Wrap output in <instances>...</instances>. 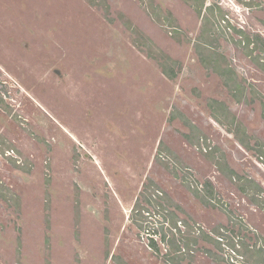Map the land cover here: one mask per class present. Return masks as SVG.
<instances>
[{
	"label": "flooded vegetation",
	"instance_id": "flooded-vegetation-1",
	"mask_svg": "<svg viewBox=\"0 0 264 264\" xmlns=\"http://www.w3.org/2000/svg\"><path fill=\"white\" fill-rule=\"evenodd\" d=\"M31 1L10 0L7 3L0 0L2 10L7 8L11 11L7 5L18 8L19 23H27L24 33L28 38L16 39L15 46H20L22 51L36 59L25 61L17 55L9 63L0 55V164H7V169L12 168V176L18 178L16 181L35 192L34 197L44 204L46 213L43 242L34 240V247L28 253H21V243L26 242L22 233L26 217L22 216L21 219L20 216L12 215L16 219L14 264H264V177L257 171L250 174L247 169L242 171V165L234 160L231 164L225 150L222 152L226 165L222 170L219 169L210 158L217 145H213L207 139L204 129L182 110L181 97L192 103L203 102L204 113L207 111L214 119L212 102L223 101L233 112L232 103L238 105L247 100L244 94L238 101L234 90L219 73L203 62L198 53L196 44L204 25L206 7L213 4L205 3L201 27L192 38L193 33L184 32L182 23L171 10L163 8L154 0H148L163 9L159 17L171 21V24H163V27L175 41L181 42L179 40L182 36V40L188 37L190 50L186 58L181 59L161 49L149 36L143 35L132 25L128 18L121 19L123 14L114 11L116 0L78 1L81 14L84 10L83 15L86 12L85 5L95 9L96 17L104 21L100 29L105 34L101 33V36L110 37L111 44L108 43L105 48L94 46L93 49L83 47L85 37L88 36L84 31L80 45H72L68 40L65 43L64 36L68 37V34L56 39L55 30L48 28L51 22L46 23V19L44 21L43 13ZM175 1L188 5L200 17L195 6L198 0ZM140 4L149 6L147 0H140ZM147 6L145 9L149 14ZM26 7L28 9H24ZM22 10H26V13H22ZM118 19L122 22L118 23ZM152 19L155 20V16ZM39 20L45 23V28L40 30L36 29ZM124 29L135 34L134 42H141L142 51L157 61L162 75L168 80L178 78L187 66L202 70L198 74V79L202 81L199 83L194 79L185 84L186 92L182 90L167 96L170 107L162 105V112L164 115L167 113V122L170 124L180 123L174 126L177 132L181 133L189 145L195 146L206 160L213 161L228 181L235 182L238 185L236 190L221 197L212 180L194 176L195 171L191 165L182 160L171 146H166L162 138L158 139L157 144L159 148L165 146L157 149L154 156L157 160L149 161L148 165L135 160L131 167L141 182L139 188L134 186L133 177L121 164L104 160L108 156H102V152L109 155L113 152L111 155L114 160H123L135 144L139 148L140 144L150 141L146 128L149 115L143 112L136 114L130 96L124 97L118 93L120 87L124 88V82L128 86L133 85V75L128 71L132 66L129 56L121 46L112 45L124 39ZM93 31L91 29L90 33ZM54 42L56 48L53 47ZM213 49L214 46L209 45L205 52L210 55ZM91 51L93 55L89 54ZM163 55L176 63L178 75L173 79L162 69V63L167 64ZM11 68L13 71L9 70ZM58 91L68 99L64 102H51V97L57 96ZM261 94L264 96V93ZM20 95L25 98H19ZM249 101L262 106L261 114L255 113L258 123L253 124L259 128L264 124V100H253L252 97ZM86 104L88 107H85ZM75 108L78 109L73 111ZM93 111L103 114L102 132H99L102 126L89 122L83 116L86 112L92 115ZM180 112L201 130L200 144H193L186 137L192 131L179 116ZM236 117L247 128L254 148L247 149L236 138L234 131L224 127L227 132L226 143L232 142L245 150L256 152L259 155L257 163L260 171H264V155L257 151L260 146L264 149V138L251 133L244 121ZM74 127L89 130L90 139L86 141L78 138L70 130ZM22 138H27L33 147L25 150ZM34 148L40 151L43 159L35 158V153L31 151ZM55 151L60 152L62 157L53 160ZM37 160H44V163H38ZM153 161L161 172L154 173ZM231 169L235 171L234 174L230 173ZM24 175L28 180L32 178V181L28 182L21 177ZM166 179L183 186L205 207H221L224 218L209 227L197 222L176 202L172 183ZM7 180L5 175L0 174V203H7V207L13 206L19 213L21 199ZM41 191L43 196L40 195ZM71 196L75 197L72 201L78 216V235L70 239V251L56 252L51 247V219L54 213L51 216L50 210L53 206V211L58 212L60 207L53 202H64ZM215 201H222V205ZM38 206L40 203L36 202L35 207ZM72 223L75 221L72 220Z\"/></svg>",
	"mask_w": 264,
	"mask_h": 264
},
{
	"label": "rangeland",
	"instance_id": "rangeland-1",
	"mask_svg": "<svg viewBox=\"0 0 264 264\" xmlns=\"http://www.w3.org/2000/svg\"><path fill=\"white\" fill-rule=\"evenodd\" d=\"M5 1L10 3V0ZM78 1L79 0H68L67 2H62L60 0H32L31 3H36L39 10L43 13L44 21L45 19L47 20L46 23L51 22L48 28L55 30L56 39H59L64 34H68V37L64 36L65 43L66 40H68L72 43V45H80V43L82 44L81 34L84 31L88 36L85 37L86 40L84 41L83 47L91 49H93L94 46L97 48H105L108 43H110V37L106 38L105 36H101V33L103 35L105 34V32H101L100 29V26L104 21L102 18L98 19L96 17L95 9L87 5H85V15H83L84 10L81 14V8L79 7ZM154 1L159 3L163 8L171 10L178 17L186 34L192 32V38L198 34L201 27L202 16L199 17L192 8H189L188 5L180 1L176 2L175 0H170L168 3L164 2V0ZM199 1L200 0L195 2V6H199ZM80 2H82V0H80ZM210 3L213 4L216 9H218V6L221 7L223 10V16L227 21L224 22L221 19V23L218 25V30L215 33L216 41H214V48L216 49V52L218 51L216 55L222 59V62L224 59V66L229 65L230 68L237 72L239 82H241V84H243L246 88V102L238 105L231 102L233 112L240 120L244 121L251 133L264 138V124L259 128H257L256 124L253 125L254 122L258 123L255 117L257 115L255 113L257 112L260 115L262 106H260L259 103L249 101L254 94L252 90L253 87L264 93V69L247 53V51L252 50L253 45H251L248 49L246 48L247 45L244 42L241 46L238 44V41L242 39V36L235 29H242L246 32V34L256 39V43L259 44V47L262 46L263 49H255L253 56L261 54V61H264V0H206V4ZM147 4L149 6H146L149 7L150 10L149 14L155 16V20L152 19V16H149L145 9L146 6L144 7L141 5L140 0H116L114 2V11L116 12V10H118L117 14L122 13L123 15L120 17L121 19L124 20L125 18H128V21L132 25L142 32L143 35L149 36L161 49L168 51L173 56L185 59L188 50H190L188 44L190 41L188 37L185 36V38H187H184L185 42L182 40L183 36L182 39L179 40L181 42L175 41V38L171 36L169 31L163 27L164 25H169V23L171 24V21H165L161 18L163 14V9L160 8L161 6L159 4L155 5L153 1L149 2L148 0ZM7 6L12 10L10 11L7 8L5 10L0 9V55H2L4 60L9 63L15 58V56L17 57V55L21 57V60H36L34 56L28 55L27 52L22 51L20 46H15L16 39L19 40L20 37L28 38V36H25L24 33L25 25L27 23H19V16L17 15V13H19L17 10L18 8L9 5ZM24 9H28V7ZM22 13H26V10H22ZM159 14L161 15L160 17ZM27 18L29 19L30 17ZM121 19H118V23L122 22ZM168 19L169 18L166 20ZM216 22L218 24L219 20L216 19ZM30 23H32V21H30ZM37 23L38 25L36 29L40 30L41 28H45V23L41 22V20L37 21ZM31 26L34 25L31 24ZM91 29H94L95 32L93 31L90 33ZM122 32L125 36L124 39L126 40L123 39L121 42H117L115 44L112 43V45L121 46L125 53L129 56L132 66L128 71H130L133 75V85L128 86L127 83L124 82V88L120 87V91L118 93L124 97L130 96L134 109L133 111H135L136 114L143 112L149 115L146 128L149 131L148 137H150V141L145 142L144 145L140 144L138 146L139 148H137L135 144L134 149H129L127 158L123 160H114L111 155L113 152L110 155L102 152V156H108V158H105L104 160H111L112 162L121 164L123 166L122 168L128 170L130 176L133 177L134 186L139 188L141 186V182L136 177L135 172L131 170V167L135 164V160H140V162L146 165L149 164V161L157 160L154 156L159 148L157 144L158 139L162 138L166 146H171L182 160H186L187 162H185L191 165L195 171L193 173L194 176L197 175L198 177H202L200 179L204 180H212L215 190L221 197H224V194L228 195L232 190H236L238 185H236L235 182L233 183L228 181L226 176L217 170L213 161L211 162L206 160L203 154L197 150L195 146L189 145L184 140L181 133L177 132V128L175 127L180 123L177 122L176 124H170L171 122H167V113L164 115L162 112V105L166 108L170 107V103L166 98L167 96H172V94H177L182 90H185L186 92L187 89L185 88V84L190 81L193 82L194 79H196L199 83L202 81L201 78L198 79V74L200 75L202 70L199 67L191 68L187 66L183 68V71L178 78L170 81L162 75L157 61L146 56L145 51H142L143 45L141 42H139V44L134 42L135 34H132L131 31L129 32L125 29L122 30ZM54 41L56 40L54 39ZM141 41L145 42L143 39ZM55 44L56 42L53 44L54 48H56ZM89 54L93 55L94 53L91 51ZM222 55L223 57H220ZM9 70L13 71L12 68ZM117 83L119 84V82ZM56 95L57 96L51 97V102L54 103L55 100H61V102H64L68 99L65 94H61V91H58ZM180 96L181 93L178 97L180 98ZM21 97L25 98L20 95L19 98ZM44 99L47 100V97L44 96ZM180 99L183 100L181 101L183 102L182 110L189 117H191L200 128L204 129L207 139L212 142L213 145L219 146L221 151L225 150L231 160V164L234 160L235 163L242 165V171L247 169L250 171L249 173L247 172L248 174L252 173V171H257L264 177V171H260V166L257 163V157L259 155L254 151L245 150L232 142H230L231 144H227L226 130L219 123H217L216 120L211 118L210 115L206 113V110L204 113V110L202 109V106L204 105L203 102L192 103L185 97H181ZM164 100H166V102H164ZM86 106L88 107L87 104L85 107ZM76 109L78 108L73 109V111ZM200 109H202L203 112L200 111ZM95 113L93 111L92 115H90L86 112L83 116L89 122L101 127L103 114L101 115L99 112L97 114V111ZM70 130L73 131L78 138L87 139L86 141L90 139L88 134L89 130L83 131L80 127H74L73 129L70 128ZM102 130L103 126L99 129V132H102ZM21 141L23 146H26L25 150L33 147L27 138H22ZM9 146H13V144ZM163 146L165 145H162L159 150L162 149ZM95 149L91 150L94 151ZM31 151L35 153V158L43 159L40 151H36L35 148ZM56 152L57 151H55V158L53 157V160H56L57 157H62L60 152ZM96 157L100 156L96 155ZM37 161L41 164L44 163V160ZM119 161H121V163ZM4 165L5 166H2L0 164V174L7 177V182L12 185L15 193L21 199V203L19 213L13 206L7 207V203H0V264H14L15 257L13 254L15 252L16 244V237L14 236L16 234V229L14 226H16V219L14 217L12 218V215H16V217L20 216L21 219L22 216L26 217L27 222L23 224L24 229L22 230V233L27 243L22 241L21 253H28L34 247V240L38 239L43 242V237L46 232V228L44 226L46 213L43 209L44 204L37 201L34 197L35 192L27 187L24 188L21 183H18L16 181L18 178L13 177L11 174L13 169L10 167L7 169V164ZM152 166H154V173L161 172V169L154 161L152 162ZM118 167L121 168V166ZM21 177L28 180L26 175ZM30 181H32V178L28 180V182ZM168 181L172 183L174 193L173 196L177 201L173 200L180 203L197 222H201L209 227L215 225L217 222L221 221L222 218H224L221 212V207H218L217 209L207 208L197 201V199L193 197L192 193L187 192L183 186L176 184L172 180ZM68 188H71V186H68ZM43 194L44 193L41 191L40 195L43 196ZM74 198L75 197L71 196L68 198L69 200H65L64 202L61 201L60 203L54 201L53 203H57L60 207L58 212L53 211V206L51 207V216L54 213L51 219V236L53 238L51 241V247H53V251H70V239L78 235V216L74 212L72 201ZM36 202L40 203V207H35ZM216 203L222 205V201H217ZM241 206L244 207V204L241 203ZM119 210H121V208H119ZM72 220H74L75 223H72ZM64 242L66 243L64 244Z\"/></svg>",
	"mask_w": 264,
	"mask_h": 264
},
{
	"label": "trees",
	"instance_id": "trees-1",
	"mask_svg": "<svg viewBox=\"0 0 264 264\" xmlns=\"http://www.w3.org/2000/svg\"><path fill=\"white\" fill-rule=\"evenodd\" d=\"M199 6H197V11L199 15L201 16L204 8L206 0H200ZM207 12H205L204 15V25L199 35V41L197 42V48L199 55L202 56L203 62L207 63L208 67H212L214 71L219 73L222 78L224 79V82L230 86L237 96L238 101L241 100L240 97H243L246 91L245 86L239 82L238 74L236 71H234L232 68L229 67V65H223L224 59L222 62V59L219 58L216 53V49L213 50V53L210 55L205 52V49L209 46H215L214 41H216V31L218 30V25L221 23V19L225 20V17L223 16V10L221 7H216L214 5H209L206 7ZM216 19L219 20V23L217 24ZM226 21V20H225ZM227 22V21H226ZM237 32L242 36V39L238 41V44L241 46L244 42L249 49L251 45H253L252 50L247 51L248 55L253 58L257 63H259L262 68L264 69V61L262 60L261 54L255 55L254 51L255 49L260 48L263 49L262 46L259 47V44L256 43V39L252 38L246 32L242 29H237ZM164 56V60L167 64L162 63V69L164 73L169 78H175L178 75V71L175 68L176 63L172 61L168 56ZM220 57H223L220 56ZM222 62V63H221ZM260 66V67H261ZM232 69V70H231ZM253 100L255 98H258L260 101L264 100L263 94L259 90L253 87ZM212 109H213V117L214 119L223 127H227L229 130L234 131L236 138L247 148L252 149L254 148L251 143V136L248 135L247 128L244 126L242 122L237 121L236 115L228 108V105H226L223 101H214L212 102ZM179 116L183 119V121L190 126L191 128V135L186 134V137L191 141L193 144H200V140L202 137V132L199 128H197L183 113H179ZM193 136L195 138H193ZM258 151L264 155V149L263 147H259ZM212 160L215 161V164L219 169H223V166L226 165V160L224 158V153L220 150L218 146H215L212 151V156L210 157ZM231 174H234V170H230Z\"/></svg>",
	"mask_w": 264,
	"mask_h": 264
}]
</instances>
